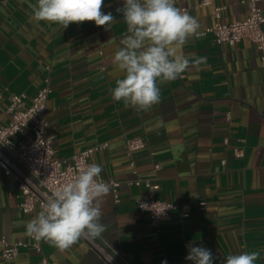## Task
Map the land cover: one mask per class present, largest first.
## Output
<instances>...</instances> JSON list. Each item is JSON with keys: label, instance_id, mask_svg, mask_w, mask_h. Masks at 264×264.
I'll list each match as a JSON object with an SVG mask.
<instances>
[{"label": "crops", "instance_id": "obj_1", "mask_svg": "<svg viewBox=\"0 0 264 264\" xmlns=\"http://www.w3.org/2000/svg\"><path fill=\"white\" fill-rule=\"evenodd\" d=\"M199 1L176 0L175 6L200 24L183 47L185 55L206 63L173 81L158 79L160 102L138 110L112 96L123 78L113 60L128 34L118 11L125 0H103L102 12L116 21L110 26L85 21L67 28L31 20L37 0H0L3 121L11 95L30 98L48 79L46 132L53 137L54 157L67 159L107 143L90 159L101 166L103 179L115 182L101 204L106 230L93 240L127 264H193L186 259L189 245L210 249L213 264L253 251L260 253L254 264H264V51L248 38L228 44L199 34L213 23L215 4L222 5V21L231 22L246 16L249 0ZM258 5L264 10V0ZM133 137L144 146L128 151L126 140ZM235 149L243 154L236 156ZM136 178L158 181L157 197L177 205L159 230L136 207L135 198L146 193L142 185L129 184ZM18 202L16 183L0 171V233L27 242L0 264H39L42 256L49 264H111L86 238L64 252L45 240L33 247L25 234L29 216ZM183 204L190 206L187 217L181 216Z\"/></svg>", "mask_w": 264, "mask_h": 264}, {"label": "clouds", "instance_id": "obj_2", "mask_svg": "<svg viewBox=\"0 0 264 264\" xmlns=\"http://www.w3.org/2000/svg\"><path fill=\"white\" fill-rule=\"evenodd\" d=\"M175 5L176 0H125L118 9L128 34L120 40L122 46L113 60L123 74L112 91L115 101L123 100L138 110H148L161 99L158 79L161 83L170 82L190 67L206 63L204 57L190 59L185 55L183 47L189 38L198 35L200 24ZM102 6L103 0H37L32 6L31 20L56 23L62 28L85 21L97 26L116 23L111 12H102ZM101 172L100 165L90 164L52 193L37 216L25 223V234L49 242L60 252L81 238L100 237L106 230L101 223V204L110 192L109 183L99 179ZM188 247L187 260L193 264H213L210 249ZM259 256L257 251L229 254L224 264H254Z\"/></svg>", "mask_w": 264, "mask_h": 264}, {"label": "built area", "instance_id": "obj_3", "mask_svg": "<svg viewBox=\"0 0 264 264\" xmlns=\"http://www.w3.org/2000/svg\"><path fill=\"white\" fill-rule=\"evenodd\" d=\"M217 0H200L199 5L213 4ZM259 0H249L246 16L241 20L224 22L221 19L222 5H214V21L199 34H211L217 43L234 44L242 38H248L255 46L264 51V10L258 5ZM51 91L48 79L44 80L32 97L24 92L11 95L6 109L7 121H3L0 113V171L16 183L19 196V209L29 216V220L36 216V209H42L50 195L62 188L77 176L81 170L91 164L94 151L106 147L107 143H100L78 152H74L67 159L56 158L53 155V137L46 132L47 109L46 101ZM15 136H19L15 139ZM228 141L225 139V143ZM128 151L144 146L141 137L126 140ZM234 154L241 156V149H235ZM225 160H222L224 163ZM131 164H133L131 162ZM155 163L154 168L158 169ZM28 171V172H27ZM103 180L109 185L115 182ZM143 186L146 193L135 198L136 207L149 216V225L159 230L161 220L177 207L173 202L157 197L159 182L151 179L136 178L129 182ZM117 199V194L115 195ZM204 202L199 203V209H204ZM182 217L190 214L188 204L180 205ZM163 211V212H162ZM31 245L40 248L39 240L32 237ZM90 245L111 264H127L117 253H108L93 239H88ZM27 245L21 240L9 241L0 233V260H11L18 254L19 247ZM39 264H49L42 256Z\"/></svg>", "mask_w": 264, "mask_h": 264}, {"label": "water", "instance_id": "obj_4", "mask_svg": "<svg viewBox=\"0 0 264 264\" xmlns=\"http://www.w3.org/2000/svg\"><path fill=\"white\" fill-rule=\"evenodd\" d=\"M2 149H4L2 146H0ZM28 172V171H27Z\"/></svg>", "mask_w": 264, "mask_h": 264}]
</instances>
